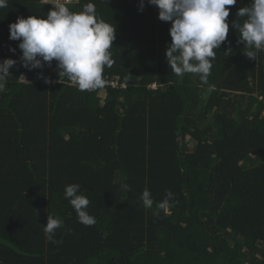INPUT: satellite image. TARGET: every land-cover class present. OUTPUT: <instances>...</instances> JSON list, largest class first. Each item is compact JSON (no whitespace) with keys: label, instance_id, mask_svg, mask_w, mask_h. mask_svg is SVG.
Instances as JSON below:
<instances>
[{"label":"trees","instance_id":"1","mask_svg":"<svg viewBox=\"0 0 264 264\" xmlns=\"http://www.w3.org/2000/svg\"><path fill=\"white\" fill-rule=\"evenodd\" d=\"M89 2L116 27L103 78L118 88L80 91L55 60L24 68L9 25L46 18L55 4L8 0L0 9V62L17 61L0 92V264H264V51L247 58L232 27L251 0L226 6L211 93L198 75L169 68L171 22L156 6H66ZM71 184L90 200L93 226L65 199ZM145 188L152 209L140 199ZM169 190L174 206L154 215ZM49 214L63 220L57 244L44 233Z\"/></svg>","mask_w":264,"mask_h":264},{"label":"clouds","instance_id":"2","mask_svg":"<svg viewBox=\"0 0 264 264\" xmlns=\"http://www.w3.org/2000/svg\"><path fill=\"white\" fill-rule=\"evenodd\" d=\"M147 3L159 9L158 19L171 22L169 34L171 44L166 50L169 68L178 76L191 73L199 76L207 91L215 90L208 77L211 74L216 49L226 41L230 14L229 7L236 0H147ZM8 7V0H0V9ZM141 0L140 11H143ZM238 17L244 18L232 27L239 31L240 41L244 43V55L257 59V53L264 51V0H251L249 6L239 9ZM116 27L104 21L96 13V7L89 2L82 11L73 12L64 2H58L46 18L30 16L17 17L9 25V39L20 41L18 48L22 52L21 65L29 71L42 69L45 63L57 62L60 77L66 76L78 90L89 91L101 88L105 84V67L114 63L110 49L113 48ZM15 52V49H10ZM17 61L4 59L0 62V92L6 91L10 70ZM46 82H49L46 80ZM79 184L65 187V199L77 213L78 221L85 226H93L95 217L88 212L90 200L81 193ZM126 192L131 189L122 185ZM141 201L146 209H152L154 201L151 192L145 188ZM171 202V203H170ZM174 206V194L166 191L162 202L156 204L154 215L161 210ZM63 226L59 216L48 215L44 233L47 241L57 244L56 230Z\"/></svg>","mask_w":264,"mask_h":264},{"label":"built area","instance_id":"3","mask_svg":"<svg viewBox=\"0 0 264 264\" xmlns=\"http://www.w3.org/2000/svg\"><path fill=\"white\" fill-rule=\"evenodd\" d=\"M41 1H42L43 4H56V3H58L60 1V2H64L65 5H74V4H76L78 2V0H59V1H56V0H41ZM22 81L26 82V79L24 78ZM104 85L111 86L113 88H118L119 87V83L116 82V81L105 82ZM153 88H155V86Z\"/></svg>","mask_w":264,"mask_h":264},{"label":"rangeland","instance_id":"4","mask_svg":"<svg viewBox=\"0 0 264 264\" xmlns=\"http://www.w3.org/2000/svg\"><path fill=\"white\" fill-rule=\"evenodd\" d=\"M56 1H59V0H56ZM60 2V1H59ZM106 96V92L103 90L100 94V97L102 98V100L105 98Z\"/></svg>","mask_w":264,"mask_h":264}]
</instances>
